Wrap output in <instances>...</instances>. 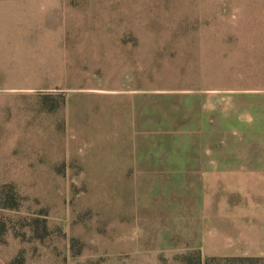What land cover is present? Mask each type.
I'll return each mask as SVG.
<instances>
[{"label":"rangeland","instance_id":"obj_1","mask_svg":"<svg viewBox=\"0 0 264 264\" xmlns=\"http://www.w3.org/2000/svg\"><path fill=\"white\" fill-rule=\"evenodd\" d=\"M0 264H264V0H0Z\"/></svg>","mask_w":264,"mask_h":264},{"label":"crops","instance_id":"obj_2","mask_svg":"<svg viewBox=\"0 0 264 264\" xmlns=\"http://www.w3.org/2000/svg\"><path fill=\"white\" fill-rule=\"evenodd\" d=\"M104 91H106V90H104ZM106 92H110V93H115V92H117V91H113V90H107Z\"/></svg>","mask_w":264,"mask_h":264}]
</instances>
